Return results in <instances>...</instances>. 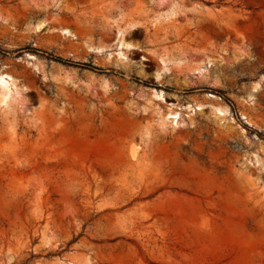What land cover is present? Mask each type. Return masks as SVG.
<instances>
[{"label":"rangeland","instance_id":"rangeland-1","mask_svg":"<svg viewBox=\"0 0 264 264\" xmlns=\"http://www.w3.org/2000/svg\"><path fill=\"white\" fill-rule=\"evenodd\" d=\"M0 48V264H264V0H0Z\"/></svg>","mask_w":264,"mask_h":264},{"label":"trees","instance_id":"trees-1","mask_svg":"<svg viewBox=\"0 0 264 264\" xmlns=\"http://www.w3.org/2000/svg\"><path fill=\"white\" fill-rule=\"evenodd\" d=\"M2 51V49L0 48V52ZM43 53L46 54V57L48 59H51L53 61L59 62L61 64H65V65H69V66H77V67H82V68H87V69H92L95 71H101L102 69H100L99 67L93 66L90 63H86V62H79V61H72L63 57H60L58 55H54L45 51H42ZM261 138H264L263 134H258Z\"/></svg>","mask_w":264,"mask_h":264},{"label":"bare ground","instance_id":"bare-ground-1","mask_svg":"<svg viewBox=\"0 0 264 264\" xmlns=\"http://www.w3.org/2000/svg\"><path fill=\"white\" fill-rule=\"evenodd\" d=\"M209 95L213 96L212 94H209ZM134 155H135V152H134V151H132V156H134Z\"/></svg>","mask_w":264,"mask_h":264}]
</instances>
